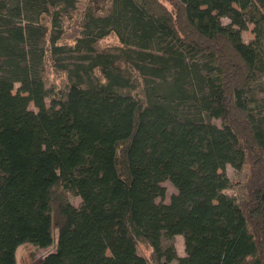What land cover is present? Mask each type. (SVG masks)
<instances>
[{
    "label": "trees",
    "instance_id": "1",
    "mask_svg": "<svg viewBox=\"0 0 264 264\" xmlns=\"http://www.w3.org/2000/svg\"><path fill=\"white\" fill-rule=\"evenodd\" d=\"M88 1L0 0V264H264V0Z\"/></svg>",
    "mask_w": 264,
    "mask_h": 264
},
{
    "label": "rangeland",
    "instance_id": "2",
    "mask_svg": "<svg viewBox=\"0 0 264 264\" xmlns=\"http://www.w3.org/2000/svg\"><path fill=\"white\" fill-rule=\"evenodd\" d=\"M164 5L167 6V8H170V0H160ZM88 0H79L76 8L64 19V39L66 42H73L75 37L79 35L80 29H81V23H82V17L83 12L86 6L88 5ZM223 22H228L227 18H222ZM252 24H248L247 28L242 30V38L245 42H248L252 37ZM121 45L119 42L118 37L114 33H110L103 38H101L98 43L97 47L99 49H110L113 47H117ZM45 80L48 86H63L64 82L66 81L65 74L60 71L54 70L51 66L47 68L45 71ZM48 102V100H47ZM30 107L34 109V107L30 104ZM217 124H220V119H212ZM251 164L252 161L249 163H245L240 170L234 169L231 165H226L225 172L227 176L230 178L231 183L228 188H226L224 191L236 197L238 201L241 200V198L245 197V189H244V182L250 177L251 175ZM162 185L165 187V196L163 198L164 202H167L169 200V197L172 193L176 192V189L173 187V185L168 181L165 180L162 182ZM59 196H57L56 201ZM74 205H78L80 202V198L78 196H75L71 194L70 192H66V196ZM159 198H156V201H159ZM57 229L53 227V236H56ZM183 237L182 235H175L173 239L171 240V243L174 245L176 252L178 255L182 256L185 254L184 251V244H183ZM168 242L165 241L164 245H166ZM51 248L52 246L45 248V249H37L31 244H22L18 247L16 255H17V264H39L42 256ZM138 251L143 254L148 260L155 264L153 254L151 252V247L144 243L139 242L138 243Z\"/></svg>",
    "mask_w": 264,
    "mask_h": 264
}]
</instances>
